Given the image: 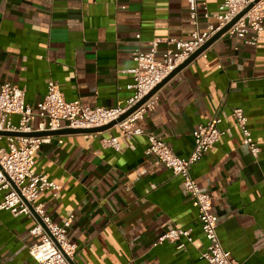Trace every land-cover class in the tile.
Instances as JSON below:
<instances>
[{
	"label": "crops",
	"instance_id": "crops-1",
	"mask_svg": "<svg viewBox=\"0 0 264 264\" xmlns=\"http://www.w3.org/2000/svg\"><path fill=\"white\" fill-rule=\"evenodd\" d=\"M221 0H196L214 13ZM186 0H0V86L24 90L35 113L49 81L65 101L110 108L132 96V54L147 53L155 38L191 39ZM214 21H212L213 23ZM200 22V30L205 29ZM138 36V37H137ZM163 45L155 56L160 60ZM241 109L259 153L253 157L233 125ZM219 117L227 132L190 170L212 198L222 248L240 264H264V35L257 45L224 34L156 92L152 110L136 122L144 135L120 139V150L98 139L118 134L114 125L82 134L43 136L33 171L58 184L39 195L50 220L63 225L79 264H203L206 240L195 205L180 177L144 155L145 134L180 158L194 146L197 126ZM39 119H32L36 129ZM2 195L0 194V202ZM33 221L0 210V264H37L29 247ZM188 230L185 248L160 237ZM184 241V239H181Z\"/></svg>",
	"mask_w": 264,
	"mask_h": 264
},
{
	"label": "built area",
	"instance_id": "built-area-1",
	"mask_svg": "<svg viewBox=\"0 0 264 264\" xmlns=\"http://www.w3.org/2000/svg\"><path fill=\"white\" fill-rule=\"evenodd\" d=\"M186 2L189 7V21L193 28L191 39L182 41L173 38H155L149 42L150 49L147 53L136 50L132 54L134 67L129 70L132 84L128 88L133 94L126 101L118 102L110 108L85 107L79 101H65L59 85L49 81L42 101L37 105L34 113L25 104L24 90L5 82L0 86V132L21 135L60 129H92L117 121L255 0H221L214 13L198 12L196 0H186ZM200 22L206 23L203 31L200 30ZM224 35L235 43L257 45L264 35V0L253 4ZM160 45H163L165 50L160 60H157L155 56ZM154 96L155 94L115 124L118 130L116 136L100 137L98 139L100 147L118 152L120 139L130 140L144 135L135 124L152 110ZM231 116L233 125L241 133L242 143L249 149L251 155L256 157L259 148L253 142L242 110L234 109ZM34 117L39 119L36 129H33L31 124ZM220 123L221 119L214 117L197 126L193 132L194 146L187 158L178 157L163 141L149 134H145L148 145L144 155L154 157L174 176L180 177L188 198L197 209L200 229L207 242L205 250L200 255L203 264H240L222 248L217 235V218L212 212V198L200 191L190 173L192 166L227 132V129L219 128ZM82 135L85 138L96 136V134ZM47 142L48 138L43 136H0V194L2 195L0 210L7 211L13 216L23 215L33 221L29 233L35 242L29 247L28 253L37 264H79L74 262L76 245L67 241L65 235L71 219L63 225H57L45 214L44 205L37 202L40 194L50 192L55 196L59 190L58 184L45 174L33 171L32 156L42 144ZM190 234L188 230H170L160 237L158 243L178 242L177 248L183 249L192 241ZM262 239L264 241V232Z\"/></svg>",
	"mask_w": 264,
	"mask_h": 264
},
{
	"label": "water",
	"instance_id": "water-1",
	"mask_svg": "<svg viewBox=\"0 0 264 264\" xmlns=\"http://www.w3.org/2000/svg\"><path fill=\"white\" fill-rule=\"evenodd\" d=\"M259 0H255V3H257ZM253 4L249 5L247 8H245L239 15H237L230 23L225 25L223 28H221L217 33H215L201 48H199L196 52H194L191 56H189L183 63H181L179 66H177L159 85H157L149 94H147L141 101H139L134 107L129 109L125 114H123L117 121H113L107 125L98 127V128H92V129H60L56 131H43V132H34L30 134H18V133H12V132H0V136H55V135H63V134H93V133H99L102 132L112 126H114L116 123L122 121L124 118H126L129 114H131L133 111H135L139 106H141L146 100H148L150 97H152L156 92L166 83L174 74H176L178 71H180L185 65H187L189 62L194 60L198 55H200L203 51H205L214 41H216L219 37H221L237 20H239L252 6Z\"/></svg>",
	"mask_w": 264,
	"mask_h": 264
}]
</instances>
